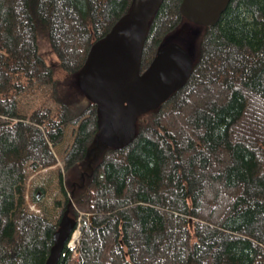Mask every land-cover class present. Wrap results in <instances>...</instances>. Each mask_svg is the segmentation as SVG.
<instances>
[{
    "label": "trees",
    "instance_id": "obj_1",
    "mask_svg": "<svg viewBox=\"0 0 264 264\" xmlns=\"http://www.w3.org/2000/svg\"><path fill=\"white\" fill-rule=\"evenodd\" d=\"M181 3H162L141 66L147 69L169 42L188 51L187 43L167 40L188 23L205 30L191 53L192 74L159 108L139 116L128 147L104 146L95 176L71 192L64 211L76 221L85 216L76 248L67 246L59 264H264V0H232L211 28L186 20ZM133 4L0 0V39L7 42L0 48H9L0 52V264H46L59 224L27 207L29 168L55 166L51 147L80 124L65 168L82 183L81 165L98 139L96 106L78 76L91 47ZM42 42L56 64L45 61ZM37 88L48 90L57 107L27 120L18 99ZM222 152L233 162L225 165ZM12 183L14 210L6 203Z\"/></svg>",
    "mask_w": 264,
    "mask_h": 264
},
{
    "label": "water",
    "instance_id": "obj_2",
    "mask_svg": "<svg viewBox=\"0 0 264 264\" xmlns=\"http://www.w3.org/2000/svg\"><path fill=\"white\" fill-rule=\"evenodd\" d=\"M232 0H182L180 13L189 22L216 26ZM164 0L134 4L102 39L95 42L78 76L84 96L97 106V139L123 149L136 138L139 116L156 110L190 78L194 61L177 43L162 47L145 72L141 61L150 23ZM143 72V73H142ZM80 226L64 212L46 264H59Z\"/></svg>",
    "mask_w": 264,
    "mask_h": 264
},
{
    "label": "rangeland",
    "instance_id": "obj_3",
    "mask_svg": "<svg viewBox=\"0 0 264 264\" xmlns=\"http://www.w3.org/2000/svg\"><path fill=\"white\" fill-rule=\"evenodd\" d=\"M2 28V27H1ZM2 30L0 29V34ZM205 30L195 29L188 25V23H184L181 28H179L176 33L173 35H169L167 40H181L188 45V53L192 57L191 53H194L196 48V39L199 36L200 38L204 35ZM183 39V40H182ZM0 43L3 45H7V42H4L3 38L0 39ZM176 43V42H169ZM178 44V43H177ZM168 45V44H166ZM165 45V46H166ZM180 45V44H179ZM7 47V46H6ZM25 48V45L23 44V48ZM9 49V48H8ZM7 48H3L0 52L4 55L9 54V50ZM185 49V48H184ZM24 51V50H23ZM30 52V49H28ZM40 53L42 56H44L45 61L48 65L56 64L58 62V57L51 52V49L49 45L46 42H42L40 44ZM63 76V75H62ZM58 76V77H62ZM49 92L48 90L44 89H35L34 91H31V93H26L22 95L18 99L19 104V113L21 116H24L28 119L33 115L35 111H38L42 107H46L48 109H51L52 111L56 110L57 105L53 103L49 99ZM80 125V124H79ZM79 125L70 126L66 129L65 138L63 142L57 146V147H51L57 164L53 167L49 168H38L37 170H32L29 168L28 171V179L26 180V205L27 207L35 214L42 215L44 218L48 219L50 222L59 224L61 218L63 217L64 209L66 208V204L68 201V197L70 198L71 204H72V197L71 192L77 191L80 189V186H85V184L77 183L75 182L76 174L78 172H69L65 168L66 164V156L73 144V140L75 137V134L79 130ZM95 147H92L91 152L94 154L93 150ZM96 153V152H95ZM220 158L222 159L223 163L225 165H228L233 162V158L231 155L227 153H220ZM100 160H97V163ZM33 162V160L30 162V164ZM79 171V170H78ZM81 168L80 172L81 173ZM260 172H264V168L261 169ZM75 184V186H73ZM16 184L12 183L10 186L9 191V197L6 200V203L9 205V207L14 210L18 196L16 194ZM79 186V187H78ZM40 189V191L38 190ZM64 189V192H63ZM37 193V197L39 200L33 201L34 199V193ZM263 192H264V185H263ZM31 207H35V209H32ZM127 207L122 206V208L119 209V212L126 215L127 214ZM71 217L73 219L74 216L70 213ZM85 216V213H81L79 217V222H81L82 217ZM88 216V214H86ZM80 226V225H79ZM81 233V231H80ZM81 235V234H80ZM79 240V236H78ZM78 240H73L69 244V248H73V244L76 245Z\"/></svg>",
    "mask_w": 264,
    "mask_h": 264
},
{
    "label": "flooded vegetation",
    "instance_id": "obj_4",
    "mask_svg": "<svg viewBox=\"0 0 264 264\" xmlns=\"http://www.w3.org/2000/svg\"><path fill=\"white\" fill-rule=\"evenodd\" d=\"M147 69L143 70V72H145ZM142 72V73H143ZM93 104V103H92ZM95 105V104H94ZM96 106V105H95ZM96 117H97V106H96ZM97 132H98V127H97ZM96 145L94 146V154L92 153L91 158L87 159V162H84L81 165V177H82V182L84 184L87 183V180L91 179L92 177L95 176L96 173V167L98 166L97 160H99L98 154L100 155L104 146H106L105 144H103L100 140H98L96 143ZM110 148V147H109ZM96 152V153H95ZM73 186H75V184H73ZM79 187V186H78ZM82 188H84V185L81 186Z\"/></svg>",
    "mask_w": 264,
    "mask_h": 264
},
{
    "label": "bare ground",
    "instance_id": "obj_5",
    "mask_svg": "<svg viewBox=\"0 0 264 264\" xmlns=\"http://www.w3.org/2000/svg\"><path fill=\"white\" fill-rule=\"evenodd\" d=\"M76 234V235H75ZM74 235H75V238H74V240H78V236H79V233L78 232H76Z\"/></svg>",
    "mask_w": 264,
    "mask_h": 264
},
{
    "label": "built area",
    "instance_id": "obj_6",
    "mask_svg": "<svg viewBox=\"0 0 264 264\" xmlns=\"http://www.w3.org/2000/svg\"><path fill=\"white\" fill-rule=\"evenodd\" d=\"M29 206L31 207V205L29 204ZM32 209H35V207H31ZM76 248V245L73 244V248L72 249H75Z\"/></svg>",
    "mask_w": 264,
    "mask_h": 264
}]
</instances>
